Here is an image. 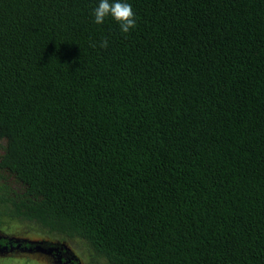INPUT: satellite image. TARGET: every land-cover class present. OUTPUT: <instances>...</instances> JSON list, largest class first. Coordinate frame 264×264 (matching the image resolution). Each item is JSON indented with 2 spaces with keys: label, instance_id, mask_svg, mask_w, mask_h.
I'll list each match as a JSON object with an SVG mask.
<instances>
[{
  "label": "trees",
  "instance_id": "trees-1",
  "mask_svg": "<svg viewBox=\"0 0 264 264\" xmlns=\"http://www.w3.org/2000/svg\"><path fill=\"white\" fill-rule=\"evenodd\" d=\"M99 2L0 0V171L22 187L0 185V224L102 264H264V0H122L128 34Z\"/></svg>",
  "mask_w": 264,
  "mask_h": 264
},
{
  "label": "rangeland",
  "instance_id": "rangeland-1",
  "mask_svg": "<svg viewBox=\"0 0 264 264\" xmlns=\"http://www.w3.org/2000/svg\"><path fill=\"white\" fill-rule=\"evenodd\" d=\"M4 144L5 141L0 140V155L3 153ZM2 183H6L12 191L15 190L22 192L21 185L15 181L11 175H8V173L4 171H0V185ZM2 221L3 222L0 224V230L4 233H9L20 237L26 236L30 238L46 237L44 234H40V231L28 222L16 221L6 217H3ZM52 240L67 245L73 251V253L78 256L82 264H102L101 261H98L90 256L86 242L80 238L53 237ZM36 257L37 256L35 255H15L0 251V264H50V262H46V259H39V257L36 259Z\"/></svg>",
  "mask_w": 264,
  "mask_h": 264
},
{
  "label": "flooded vegetation",
  "instance_id": "flooded-vegetation-1",
  "mask_svg": "<svg viewBox=\"0 0 264 264\" xmlns=\"http://www.w3.org/2000/svg\"><path fill=\"white\" fill-rule=\"evenodd\" d=\"M0 251L15 255H35L39 259H46L47 261H45L50 262V264H82L78 256L67 245L61 242H55L45 237L30 238L26 236H14L1 230ZM37 257L36 259H38Z\"/></svg>",
  "mask_w": 264,
  "mask_h": 264
},
{
  "label": "clouds",
  "instance_id": "clouds-1",
  "mask_svg": "<svg viewBox=\"0 0 264 264\" xmlns=\"http://www.w3.org/2000/svg\"><path fill=\"white\" fill-rule=\"evenodd\" d=\"M94 23L101 25L105 22V19L111 16L119 25L120 30L124 34L130 33L131 30L137 26L136 13L133 11L131 4L122 2V0H116L111 2L110 0H100L98 6L93 10ZM92 47L97 45L93 43ZM109 41L105 38L99 42V47L107 49Z\"/></svg>",
  "mask_w": 264,
  "mask_h": 264
}]
</instances>
